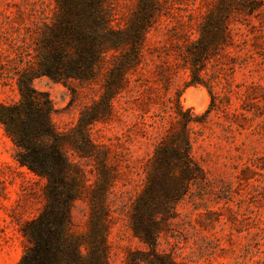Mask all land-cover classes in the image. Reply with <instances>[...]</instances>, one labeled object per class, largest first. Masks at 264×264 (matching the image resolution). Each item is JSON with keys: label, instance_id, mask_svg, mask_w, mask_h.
I'll return each mask as SVG.
<instances>
[{"label": "rangeland", "instance_id": "obj_1", "mask_svg": "<svg viewBox=\"0 0 264 264\" xmlns=\"http://www.w3.org/2000/svg\"><path fill=\"white\" fill-rule=\"evenodd\" d=\"M137 0H115L117 25L124 23ZM162 11L148 35L140 69L114 102L112 118L91 129L94 141L109 151L122 207L113 205L108 235L110 264H124L129 251L147 248L128 225V193L142 188L144 169L167 131L178 128L171 107L203 117L214 94L219 106L206 120L192 125L193 157L205 171L209 195H188L177 205L159 239V251L180 264H264V0L256 10H239L237 0H161ZM1 5L20 0H0ZM220 3H224L221 6ZM226 7L224 21L233 41L212 54L203 85L188 86L181 51L199 39V25L216 6ZM54 106L59 132L75 127L82 110L100 95V83L63 84L48 77L34 81ZM19 94L0 88V102H18ZM15 145L0 126V264H18L23 255L20 227L43 208L44 182L15 161ZM95 181L92 161L69 153ZM88 204L72 211L74 231L86 230Z\"/></svg>", "mask_w": 264, "mask_h": 264}, {"label": "trees", "instance_id": "obj_2", "mask_svg": "<svg viewBox=\"0 0 264 264\" xmlns=\"http://www.w3.org/2000/svg\"><path fill=\"white\" fill-rule=\"evenodd\" d=\"M239 10H256L260 0H237ZM115 0H20L0 3V88H11L19 101L0 102V126L15 145V161L44 182L43 208L20 227L23 255L18 264H110L108 235L111 201L118 182L109 151L91 135L98 123L108 122L114 102L131 85V75L143 64L149 33L162 11L161 0H137L124 23L117 25ZM224 6V3H220ZM216 6L199 25V39L181 51L188 86L203 85L212 54L225 49L233 36L224 21L226 7ZM48 77L63 84L100 83V95L82 110L75 127L59 132L55 109L34 81ZM213 102L203 117L171 107L178 128L167 131L144 169L142 188L123 209L128 225L145 251H129L124 264H180L160 252L159 239L177 205L188 195L206 197L210 182L193 157L192 125L219 108ZM69 153L94 163L95 181L88 185L83 168ZM83 200L89 212L86 230L74 231L72 211Z\"/></svg>", "mask_w": 264, "mask_h": 264}]
</instances>
